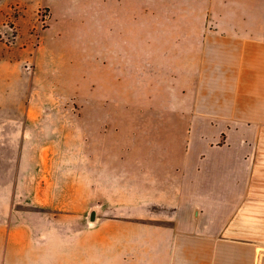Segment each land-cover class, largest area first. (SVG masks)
Segmentation results:
<instances>
[{
  "label": "crops",
  "instance_id": "0c3cea01",
  "mask_svg": "<svg viewBox=\"0 0 264 264\" xmlns=\"http://www.w3.org/2000/svg\"><path fill=\"white\" fill-rule=\"evenodd\" d=\"M106 2L125 35L105 72L158 92L139 118L153 146L125 160L139 184L92 221L83 178L61 200L49 164L26 184L19 165L0 180V264H264V0ZM23 118L0 116V141Z\"/></svg>",
  "mask_w": 264,
  "mask_h": 264
},
{
  "label": "rangeland",
  "instance_id": "374dc122",
  "mask_svg": "<svg viewBox=\"0 0 264 264\" xmlns=\"http://www.w3.org/2000/svg\"><path fill=\"white\" fill-rule=\"evenodd\" d=\"M113 12L106 0H0V116L36 121L19 129L4 123L5 134L18 130L19 137L0 141L1 184L15 181L19 165L26 184L45 163L52 195L75 199L78 175L87 220L90 210H116L125 185L139 184L125 160L140 145L153 146L140 138L139 118L148 109L144 99L158 92L125 87L123 75L105 72L109 46L125 35L123 23L114 32Z\"/></svg>",
  "mask_w": 264,
  "mask_h": 264
},
{
  "label": "water",
  "instance_id": "95a60500",
  "mask_svg": "<svg viewBox=\"0 0 264 264\" xmlns=\"http://www.w3.org/2000/svg\"><path fill=\"white\" fill-rule=\"evenodd\" d=\"M90 219H91L92 221H95V220H96V211H93V212L91 213Z\"/></svg>",
  "mask_w": 264,
  "mask_h": 264
}]
</instances>
